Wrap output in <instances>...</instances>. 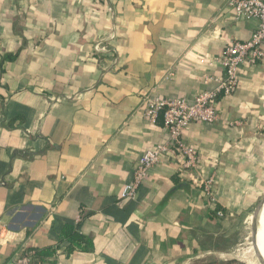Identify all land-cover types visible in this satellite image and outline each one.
Wrapping results in <instances>:
<instances>
[{
    "label": "crops",
    "instance_id": "1",
    "mask_svg": "<svg viewBox=\"0 0 264 264\" xmlns=\"http://www.w3.org/2000/svg\"><path fill=\"white\" fill-rule=\"evenodd\" d=\"M228 3L0 0V264L55 249L42 264H241L264 197V59L241 69L219 121L183 135L213 196L169 156L121 198L143 153L169 143L145 99L213 90L224 48L256 30ZM67 223L93 251L68 256Z\"/></svg>",
    "mask_w": 264,
    "mask_h": 264
},
{
    "label": "built area",
    "instance_id": "2",
    "mask_svg": "<svg viewBox=\"0 0 264 264\" xmlns=\"http://www.w3.org/2000/svg\"><path fill=\"white\" fill-rule=\"evenodd\" d=\"M229 8L235 20H257L258 26L250 40L232 42L227 45L217 63L224 72L220 79H214L216 87L199 93L192 99L147 97L144 101V116L151 123L163 118L164 129L168 133L169 143L153 146L139 158L133 179L122 190V199H135L141 186L147 181L151 167L161 163L166 157H180L182 170H194L200 187L208 197L213 196V179L205 180L197 159L194 146L187 144L183 135L194 123L214 124L219 121V101L233 95L239 88L240 71L243 67H256L264 59V1L263 0H229ZM106 51L97 48V52ZM221 216L222 213H219ZM8 264H42L35 252H26L16 256Z\"/></svg>",
    "mask_w": 264,
    "mask_h": 264
},
{
    "label": "trees",
    "instance_id": "3",
    "mask_svg": "<svg viewBox=\"0 0 264 264\" xmlns=\"http://www.w3.org/2000/svg\"><path fill=\"white\" fill-rule=\"evenodd\" d=\"M62 241L67 243V254L70 256L76 250L82 252H90L94 249L93 240L83 233L80 232L79 227L75 226L73 223H67L61 232ZM55 250H45L37 252V256L41 259L45 257H51L55 254Z\"/></svg>",
    "mask_w": 264,
    "mask_h": 264
},
{
    "label": "bare ground",
    "instance_id": "4",
    "mask_svg": "<svg viewBox=\"0 0 264 264\" xmlns=\"http://www.w3.org/2000/svg\"><path fill=\"white\" fill-rule=\"evenodd\" d=\"M262 212L264 211V207L261 210ZM262 217L264 219V212L263 215H261V212L258 215L257 218V224L252 227V219L253 215H250L248 218V223L251 226V232L254 231L255 237L254 241L252 240V233L250 234L251 239H249V247L247 250V256H246V261L247 264H260L258 257H257V252L260 253L264 260V221L262 220ZM237 261V260H236Z\"/></svg>",
    "mask_w": 264,
    "mask_h": 264
},
{
    "label": "rangeland",
    "instance_id": "5",
    "mask_svg": "<svg viewBox=\"0 0 264 264\" xmlns=\"http://www.w3.org/2000/svg\"><path fill=\"white\" fill-rule=\"evenodd\" d=\"M262 199L259 198L256 206L258 205V203L260 202V200ZM256 208V207H254ZM254 210V209H253ZM251 215H253V212L251 213ZM251 226L249 223L246 224V230H245V240L243 241V244L241 245L239 251H236V256H238L242 262H240L241 264H247V261H246V256H247V250H248V247H249V239H251Z\"/></svg>",
    "mask_w": 264,
    "mask_h": 264
},
{
    "label": "water",
    "instance_id": "6",
    "mask_svg": "<svg viewBox=\"0 0 264 264\" xmlns=\"http://www.w3.org/2000/svg\"><path fill=\"white\" fill-rule=\"evenodd\" d=\"M263 207H264V197L261 199V201L258 203V205L256 206V208L253 211L252 227L257 224L258 215L261 212V210L263 209ZM251 233H252V240L254 241V238H256L254 231H252ZM257 257H258L259 263L264 264V260H263V258L259 252H257Z\"/></svg>",
    "mask_w": 264,
    "mask_h": 264
}]
</instances>
